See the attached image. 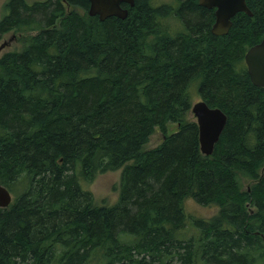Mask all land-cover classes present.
Instances as JSON below:
<instances>
[{
	"label": "trees",
	"instance_id": "trees-1",
	"mask_svg": "<svg viewBox=\"0 0 264 264\" xmlns=\"http://www.w3.org/2000/svg\"><path fill=\"white\" fill-rule=\"evenodd\" d=\"M245 2L216 35L198 0L103 20L88 0H5L0 39L21 45L0 55V264H264V87L243 57L264 0ZM192 87L227 117L209 155ZM116 169L115 201H96L83 184ZM189 198L217 212L187 214Z\"/></svg>",
	"mask_w": 264,
	"mask_h": 264
},
{
	"label": "water",
	"instance_id": "water-1",
	"mask_svg": "<svg viewBox=\"0 0 264 264\" xmlns=\"http://www.w3.org/2000/svg\"><path fill=\"white\" fill-rule=\"evenodd\" d=\"M133 2L134 0H88L87 14L97 15L100 20L109 16L124 18L127 8L123 7L121 3L132 6ZM198 3L206 8H214L211 32L215 34L226 33L231 25L232 16L237 12L252 15L245 0H198ZM8 42V40L2 41L0 50ZM244 62L250 82L255 86H264V36L246 50ZM190 111L198 128L199 150L202 154L209 155L226 123V114L218 107L208 106L203 100L194 102ZM11 200L12 196L9 190L0 185V208L7 207Z\"/></svg>",
	"mask_w": 264,
	"mask_h": 264
},
{
	"label": "rangeland",
	"instance_id": "rangeland-1",
	"mask_svg": "<svg viewBox=\"0 0 264 264\" xmlns=\"http://www.w3.org/2000/svg\"><path fill=\"white\" fill-rule=\"evenodd\" d=\"M28 2L34 1V0H27ZM156 4H162V3H169L171 5L175 4V0H153ZM5 0H0V17L2 16L4 9H3V3ZM14 38H12V35H14ZM19 37L18 32H8L4 34L1 39L0 43L2 41H9L7 45L0 50V55L5 51L15 50L19 49L21 42L17 39ZM10 39V40H9ZM191 99L192 103L200 100V97L198 96L195 87H192L191 89ZM177 129V125L175 123H168L166 125V134H170L174 132ZM162 131L159 129H155L154 133L150 135L148 142L145 144L146 148H153L160 144V142L163 139ZM120 179V169L106 171L103 173H99L95 176V178L89 182L83 184V187L90 190L96 201H106V203L110 204L111 202L115 201L117 195H118V184ZM248 185L247 182H243V186L246 187ZM14 200V195L12 194V202ZM184 209L187 214L194 215L199 218H209L212 215H214L217 212V207L214 205H200L197 202H195L193 199L189 198L184 201ZM187 229L191 232L194 230H191L190 226L187 227ZM189 233V232H188Z\"/></svg>",
	"mask_w": 264,
	"mask_h": 264
},
{
	"label": "flooded vegetation",
	"instance_id": "flooded-vegetation-1",
	"mask_svg": "<svg viewBox=\"0 0 264 264\" xmlns=\"http://www.w3.org/2000/svg\"><path fill=\"white\" fill-rule=\"evenodd\" d=\"M121 4H123V3H121ZM159 5V4H158ZM209 9H211V8H209ZM212 10H213V21H214V8H212ZM233 17V16H232ZM213 23V22H212ZM212 23H211V25H210V31H211V26H212ZM231 26V25H230ZM230 28V27H229ZM215 34V33H214ZM217 35V34H216ZM218 35H220V34H218ZM250 47V46H249ZM248 47V48H249ZM247 48V49H248ZM246 52V51H245ZM245 54V53H244ZM243 57H244V55H243ZM246 66V65H245ZM258 87H264V86H258Z\"/></svg>",
	"mask_w": 264,
	"mask_h": 264
}]
</instances>
